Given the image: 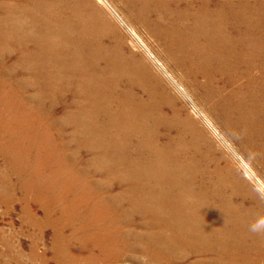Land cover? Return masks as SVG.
<instances>
[{
  "label": "rangeland",
  "instance_id": "374dc122",
  "mask_svg": "<svg viewBox=\"0 0 264 264\" xmlns=\"http://www.w3.org/2000/svg\"><path fill=\"white\" fill-rule=\"evenodd\" d=\"M131 1L0 0V264H191L196 259L188 254L186 243L174 249L167 231L162 234L163 242L154 237L144 241L152 230L147 223L158 217L139 212L136 205L150 188L157 191L159 187L141 186L133 196L126 195V184L118 179L109 182L107 170L100 168V163L122 167L126 158L129 164V158L139 153V138L127 133V121L123 123L126 132H119L107 115L97 119L100 125L96 127L95 109L102 107L95 108V100L102 99L95 94V52L100 54L96 62L105 66L109 84L118 83L117 88H110L116 90L112 96L124 104L127 96L133 95L132 101L141 104L138 108L147 117L144 122L154 129L150 132L154 144L172 136L180 156L190 157L206 178L217 183L222 196L230 198L234 209L255 218L263 226L260 233H264V148L227 122L200 87L201 80L193 84L165 41L155 36ZM35 3L42 5L37 14L43 29L50 28L44 20L49 22L46 7H51L52 20L67 25L58 35L79 41L83 47L77 51L78 56L85 55L83 62L79 60L80 67H73L76 62L69 58L65 63L70 69L59 79L48 80L42 47L30 37L35 27ZM263 31L264 25L259 30L264 36ZM16 36L30 39L26 47L20 48ZM56 36L51 34L47 39L56 40ZM65 82L69 85L64 86ZM111 99L105 102L111 104ZM30 118L34 120L29 136L25 122ZM138 121L141 124L140 117ZM107 138L117 144L100 146ZM141 170L146 176L148 169ZM117 176L123 177L121 173ZM111 230L114 235L109 234ZM221 244L218 239L214 252L204 254L208 259L204 264L213 258L216 262L211 264H246L251 260L264 264L259 261L264 258V246L225 261L226 257H220ZM173 252L188 256L172 260L177 255Z\"/></svg>",
  "mask_w": 264,
  "mask_h": 264
},
{
  "label": "bare ground",
  "instance_id": "6f19581e",
  "mask_svg": "<svg viewBox=\"0 0 264 264\" xmlns=\"http://www.w3.org/2000/svg\"><path fill=\"white\" fill-rule=\"evenodd\" d=\"M132 3L136 6L137 12L143 14V20L151 28L155 36L157 35L165 41L168 49L173 52L180 66L185 69L192 78L193 84L194 80H201L200 87L205 91L207 98L213 101L214 106L219 109V112L223 114L227 122L234 128H239L240 132L247 140L249 139L252 143L257 142L260 147L264 148V36L259 32L260 27L264 25V0H133ZM44 5L48 6L46 3ZM41 7L42 5L40 6L38 3H35L33 6L32 11L36 17L33 19L35 27L30 25L33 28L30 32V37L36 45L38 43L42 47L40 49L44 54L42 60H44V70L48 80L51 78L59 79V76L61 77L70 69V65H66L65 63L66 60L69 58L72 59L76 62L73 67L78 68L80 67L78 64L80 63L79 60L82 61L85 55L80 54L78 56V47H81V49L83 48L78 44L79 41L77 43L75 40H70L66 37L64 39V37L58 35L61 31L65 30L64 28H66L65 26L67 25H65L64 22L60 24L59 21H53L55 19L52 20L50 17V13H52L50 11L52 10L51 7H46L49 12V15H47L49 22L47 19L46 21L44 20L45 18L43 19L50 28H42L40 25L41 17L37 14L38 11L41 10ZM33 13L31 14L33 15ZM65 17H67V14ZM41 29H43V31H41ZM46 34H48L47 38H49L51 34L57 35L59 38L56 40L51 38L49 40L45 37ZM16 39L20 48H22V46L26 47V44H28L30 40L26 38V36L24 38L16 36ZM7 49L9 48L7 47ZM39 55H41V53ZM99 55V53L95 52V64L98 68L95 69L97 71V76L95 77L97 81H95L94 87L95 94L102 100H95V108L102 107V109H95V125L99 127L100 121L97 119L102 115H107L112 121L113 126L119 130V132L126 130L127 126L123 123L127 121V133L139 138V146H137L139 153H137V157L129 158V164L126 158L122 167L115 165L109 166L106 164L101 165L100 163V168L103 167L107 170L109 182L118 179L120 184H126V195L133 196V192L141 186L150 188L156 185L160 188L157 189V191L150 188L151 191H149V193L147 192L144 197L139 198L140 200L137 198L140 203L136 205L139 207L138 209H140L138 210L139 212L141 211V213H145L147 216L152 214L158 217V219H152L147 223L148 227H151L152 230L149 229V233L151 234L147 233L148 236H145L146 238L144 241L148 242V237L150 239L154 237L157 241L161 240V242H163L164 236L162 234L164 231H167V233L171 235L169 241L172 244L175 243L173 246L174 249L180 247L179 245L182 243L189 245L188 254L196 256V259H194L191 264H204L205 261L208 260L204 257V254L214 252L218 239L222 242V244L219 245V249L222 252V256L220 257H226L225 261L233 259L232 257L239 254L241 255L242 253L245 255L248 252L258 251L259 248L263 247L264 233H260L262 230L260 228L263 226L259 225L255 218L252 217L253 220L250 216L241 214L239 211L238 213L234 209L235 207L231 205L230 198L226 199L225 196H222L217 188V183L215 184L212 180L208 179L209 177L206 178L202 173L203 170H198V166L195 165L190 157H181L179 148L175 147V140L171 138L172 136L170 138L167 137L166 142L154 144L152 136L150 135V132L154 129L152 128V130V126L149 127V125L144 122L147 117L141 114L142 109L140 110L138 108L141 104L139 105L138 103L136 104L134 100L132 101L133 95L129 97L126 93L125 97L127 96L129 99L124 104L123 102H119V97L112 96L115 94L114 92L116 90L114 89V91L111 89L117 88L118 83L109 84L110 82L105 66H100L99 63L96 62V60L100 61ZM89 57L90 56H88V58ZM55 60L60 64L57 63L59 65L57 67V64L54 63ZM45 65H48V67H45ZM111 69L112 67L110 70ZM74 77L76 78V76ZM100 77L102 78L100 79ZM73 83H75L74 80ZM63 85L68 86L69 84L65 82ZM15 88L17 89V87ZM12 93L14 94V92ZM13 96L19 97L17 95ZM108 97H112L110 101L111 104L105 102ZM55 99L54 95H52L53 102ZM10 101H12V99ZM21 113L23 114L22 111ZM139 117L141 119V124L138 121ZM31 120H34V118H30L26 122L24 121L27 127V129H25L27 131L26 135L29 136L31 134L28 132L33 129V126H30ZM133 124H137L138 127H133ZM20 130L25 132L24 129ZM141 134L143 135L141 136ZM108 143L109 147L117 144L116 141L112 143L111 138L110 140L107 138L104 143H100V146L107 148L106 145ZM95 144L97 145L98 142H95ZM193 147L195 146L193 145ZM254 147L256 148V146ZM132 151L134 150H129V152ZM118 168L122 170H118ZM128 168L136 169L126 170ZM141 168L148 169L146 171V176L142 175ZM116 169L117 173H121L123 177L117 176ZM43 180L44 179L40 178L39 181L43 182ZM87 183L91 184L89 181ZM63 185L66 186L64 182ZM96 199L95 197V200ZM146 207H151V209H147ZM207 232L210 234L213 233L212 235L219 237L210 238L212 237L210 236L208 238V236L204 234ZM114 233L115 232L112 231L109 234L114 235ZM201 235L202 237H200ZM175 251L178 252L179 250ZM177 252H173V255L175 256ZM187 256L188 255L181 256V254H177L171 259L178 261ZM156 257L160 258L159 256ZM214 261L216 262L215 258L210 260L209 264ZM259 261H264V258ZM254 263L255 261L251 260L246 264Z\"/></svg>",
  "mask_w": 264,
  "mask_h": 264
}]
</instances>
